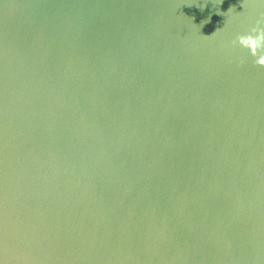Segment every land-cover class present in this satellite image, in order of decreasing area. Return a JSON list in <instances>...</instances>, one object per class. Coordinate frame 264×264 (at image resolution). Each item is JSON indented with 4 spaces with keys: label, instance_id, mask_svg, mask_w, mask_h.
<instances>
[{
    "label": "water",
    "instance_id": "obj_1",
    "mask_svg": "<svg viewBox=\"0 0 264 264\" xmlns=\"http://www.w3.org/2000/svg\"><path fill=\"white\" fill-rule=\"evenodd\" d=\"M262 14L0 0V264H264Z\"/></svg>",
    "mask_w": 264,
    "mask_h": 264
},
{
    "label": "clouds",
    "instance_id": "obj_2",
    "mask_svg": "<svg viewBox=\"0 0 264 264\" xmlns=\"http://www.w3.org/2000/svg\"><path fill=\"white\" fill-rule=\"evenodd\" d=\"M262 25H264V14L255 21V26L250 29L248 34L237 35L231 43L233 46L238 45L240 48L247 49L254 58L253 63L264 67V26Z\"/></svg>",
    "mask_w": 264,
    "mask_h": 264
}]
</instances>
